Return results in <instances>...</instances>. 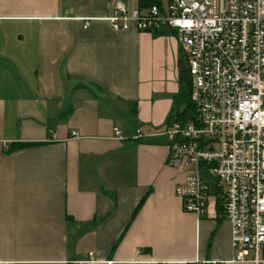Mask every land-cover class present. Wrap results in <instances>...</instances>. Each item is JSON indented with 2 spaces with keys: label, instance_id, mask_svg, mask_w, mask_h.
<instances>
[{
  "label": "crops",
  "instance_id": "crops-1",
  "mask_svg": "<svg viewBox=\"0 0 264 264\" xmlns=\"http://www.w3.org/2000/svg\"><path fill=\"white\" fill-rule=\"evenodd\" d=\"M111 14V0H0V264L233 255L221 199L184 211V172L166 164L186 66L174 31H116Z\"/></svg>",
  "mask_w": 264,
  "mask_h": 264
},
{
  "label": "built area",
  "instance_id": "built-area-1",
  "mask_svg": "<svg viewBox=\"0 0 264 264\" xmlns=\"http://www.w3.org/2000/svg\"><path fill=\"white\" fill-rule=\"evenodd\" d=\"M111 3L114 30L169 28L185 57L197 115L168 121L162 134L166 164L185 171L174 185L183 210L203 214L221 199L233 255L209 263L264 264V0Z\"/></svg>",
  "mask_w": 264,
  "mask_h": 264
},
{
  "label": "trees",
  "instance_id": "trees-1",
  "mask_svg": "<svg viewBox=\"0 0 264 264\" xmlns=\"http://www.w3.org/2000/svg\"><path fill=\"white\" fill-rule=\"evenodd\" d=\"M178 86H179L178 92L174 96L176 106L178 105V107H175L174 111L169 114L166 123L170 120L187 122L189 120L194 119L195 116L197 115L195 105L191 100L192 81H191V76L188 73L187 66L179 67ZM37 144L38 143H15L11 145L9 150L10 151L19 150ZM139 205L140 203L138 204L137 208L139 207Z\"/></svg>",
  "mask_w": 264,
  "mask_h": 264
},
{
  "label": "rangeland",
  "instance_id": "rangeland-1",
  "mask_svg": "<svg viewBox=\"0 0 264 264\" xmlns=\"http://www.w3.org/2000/svg\"><path fill=\"white\" fill-rule=\"evenodd\" d=\"M182 107H183V106H182ZM183 172H185V171H183ZM204 176H205L207 179L212 180V177H211L210 175H208L207 173H205Z\"/></svg>",
  "mask_w": 264,
  "mask_h": 264
}]
</instances>
